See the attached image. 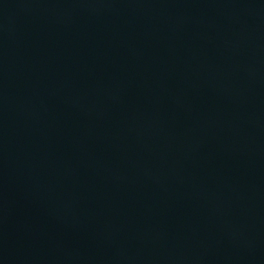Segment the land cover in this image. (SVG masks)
Instances as JSON below:
<instances>
[{
  "label": "water",
  "instance_id": "obj_1",
  "mask_svg": "<svg viewBox=\"0 0 264 264\" xmlns=\"http://www.w3.org/2000/svg\"><path fill=\"white\" fill-rule=\"evenodd\" d=\"M0 264H264V0H0Z\"/></svg>",
  "mask_w": 264,
  "mask_h": 264
}]
</instances>
